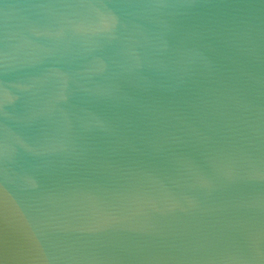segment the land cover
I'll return each mask as SVG.
<instances>
[{
	"label": "water",
	"instance_id": "1",
	"mask_svg": "<svg viewBox=\"0 0 264 264\" xmlns=\"http://www.w3.org/2000/svg\"><path fill=\"white\" fill-rule=\"evenodd\" d=\"M0 264H264V0H0Z\"/></svg>",
	"mask_w": 264,
	"mask_h": 264
}]
</instances>
